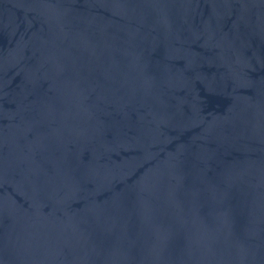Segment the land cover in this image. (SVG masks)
<instances>
[{
	"label": "water",
	"instance_id": "obj_1",
	"mask_svg": "<svg viewBox=\"0 0 264 264\" xmlns=\"http://www.w3.org/2000/svg\"><path fill=\"white\" fill-rule=\"evenodd\" d=\"M0 264H264V0H0Z\"/></svg>",
	"mask_w": 264,
	"mask_h": 264
}]
</instances>
